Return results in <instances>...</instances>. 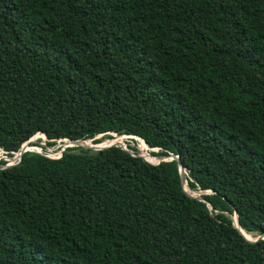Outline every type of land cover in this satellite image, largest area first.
<instances>
[{
	"label": "trees",
	"instance_id": "trees-1",
	"mask_svg": "<svg viewBox=\"0 0 264 264\" xmlns=\"http://www.w3.org/2000/svg\"><path fill=\"white\" fill-rule=\"evenodd\" d=\"M113 133L214 192L135 146L28 150L0 264H264L233 219L264 234V0H0V150Z\"/></svg>",
	"mask_w": 264,
	"mask_h": 264
},
{
	"label": "water",
	"instance_id": "water-1",
	"mask_svg": "<svg viewBox=\"0 0 264 264\" xmlns=\"http://www.w3.org/2000/svg\"><path fill=\"white\" fill-rule=\"evenodd\" d=\"M114 135H117L118 137H120V136H127L128 134H117V133H113ZM104 134H100V135H98L97 137H102ZM129 137H135L136 138V136L137 135H128ZM44 137H46L47 139H48V137L44 134ZM138 137H140V136H138ZM142 140H144L142 137H140ZM35 135L33 136V137H31L27 142H25L23 145H22V147L20 148V150H18V151H16V152H18V155H16L15 153H14V156H12V157H10V158H19V159H21L22 158V155H23V153L24 152H26V151H28V150H32L31 148H29L31 145H32V142H34L35 140ZM137 139V138H136ZM89 140H91V139H89ZM88 142V140H83V139H78V140H70V139H64V141H63V144H65V145H68V146H82V147H85V148H92L93 150H100V149H102V148H105V147H108V146H111V145H116V144H120V145H122L125 149H128L127 147H125V145H123L122 143H116V142H112V143H109V144H104V145H102V144H99V143H87ZM144 142L147 144V142L144 140ZM67 146V147H68ZM147 146H148V148H150L149 147V145L147 144ZM141 155L142 156H144L148 161H150V162H152L151 160H149L148 158H147V156L145 155V154H142L141 153ZM152 156L153 157H155V158H157V162H153V163H158V162H160V161H162V160H171V159H176V160H178L179 161V168H180V173H181V178H182V184H183V186H184V189L188 192V190L186 189V184H188V179H187V169H186V167H185V165L181 162V158H180V155L179 154H174V153H170V155H168V156H156V155H153L152 154ZM11 165H14V163H6V164H4V165H2V166H0V167H8V166H11ZM202 192H204V193H212V192H214V190H212V189H207V190H202ZM188 193H190V192H188ZM191 194V193H190ZM191 195H193V194H191ZM201 195L202 194H200V195H193V196H195V197H199V198H201ZM209 205H210V203H209ZM211 206V205H210ZM233 219H234V224L240 229V231L244 234V236L247 238V239H249V240H251V241H257V240H259V239H262V238H264V234H261V235H259V236H257V237H254V238H248L246 235H245V233H244V229L243 228H241L240 227V225H239V222H238V213L236 212V214L233 216Z\"/></svg>",
	"mask_w": 264,
	"mask_h": 264
},
{
	"label": "rangeland",
	"instance_id": "rangeland-1",
	"mask_svg": "<svg viewBox=\"0 0 264 264\" xmlns=\"http://www.w3.org/2000/svg\"><path fill=\"white\" fill-rule=\"evenodd\" d=\"M106 135H103L102 137L104 138ZM42 139L41 140V142H42V144L44 145V144H46V140H47V138L46 137H44V135H39L38 137H36L34 140L36 141V140H38V139ZM108 139V140H107ZM111 139V140H110ZM106 140V141H105ZM135 140H137V142H135ZM34 141V142H35ZM138 139H136L135 137H129V136H126V137H124V136H120V137H118V136H116V135H114V138H106L105 137V139L103 140V141H101L99 144H102V145H104V144H109V143H112V142H116V143H122L123 145H125V147H127L128 149H130L129 148V146H132V147H138L139 149H140V153H142V154H144L143 153V151L141 150V148L139 147V144H138ZM34 142H32V143H34ZM60 142L62 143V141H58V143L57 144H55V145H52V146H47V147H45V148H43V147H41V146H39V145H31L30 147H33V148H31L32 150H35V151H38V152H42V153H45V154H48V155H50V156H53V157H57V156H59L60 155V153H61V151H62V147H64V145L65 144H63L62 143V145H60ZM89 143H94L92 140H91V142H89ZM65 147H67V146H65ZM131 150V149H130ZM151 151V150H150ZM0 159H5V160H7V163H13L14 161H15V159L14 158H10V157H8L7 155H6V153L5 152H3L2 150H0ZM157 159V158H156ZM0 166H2V164H0ZM187 185V190H188V192H190L191 194H193V195H200V194H202V193H204V192H202V190H200L199 188H197V189H195V190H189L190 188H189V186H188V184H186Z\"/></svg>",
	"mask_w": 264,
	"mask_h": 264
},
{
	"label": "bare ground",
	"instance_id": "bare-ground-1",
	"mask_svg": "<svg viewBox=\"0 0 264 264\" xmlns=\"http://www.w3.org/2000/svg\"><path fill=\"white\" fill-rule=\"evenodd\" d=\"M43 135V134H41ZM117 136V135H116ZM139 141H138V144H139V147L141 148V150L143 151V153L146 155V156H149L151 158V160L153 161H157V159L155 157H153L151 154H148L146 151H145V148H144V144H143V140L140 138V137H136ZM108 140V139H107ZM111 140V139H110ZM106 141V140H105ZM91 142V140H88L87 143ZM68 146V145H67ZM29 148H33V147H29ZM187 187V185H186ZM191 190V188L189 189ZM192 190H195V189H192ZM244 233L245 235L248 237V238H254V234L251 233V232H247L246 230H244Z\"/></svg>",
	"mask_w": 264,
	"mask_h": 264
},
{
	"label": "built area",
	"instance_id": "built-area-1",
	"mask_svg": "<svg viewBox=\"0 0 264 264\" xmlns=\"http://www.w3.org/2000/svg\"><path fill=\"white\" fill-rule=\"evenodd\" d=\"M58 141H62V140H58ZM63 143V142H62ZM62 143L60 142V145H62ZM65 146H67V145H64V147H62V151H61V153H60V155L59 156H57V157H60L61 155H62V152H63V150L66 148ZM150 149V148H149ZM3 152H5L6 153V151L5 150H3V149H1ZM129 150V149H128ZM151 150V149H150ZM131 152H133L132 150H130ZM15 154L16 155H18V152H15ZM46 155H48V154H46ZM48 156H50V155H48ZM51 157H53V156H51ZM20 161V159L19 158H15V161L13 162L14 164L15 163H18Z\"/></svg>",
	"mask_w": 264,
	"mask_h": 264
}]
</instances>
